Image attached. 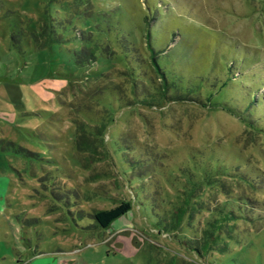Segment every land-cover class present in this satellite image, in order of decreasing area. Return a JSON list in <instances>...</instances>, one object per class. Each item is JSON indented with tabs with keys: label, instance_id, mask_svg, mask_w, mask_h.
<instances>
[{
	"label": "rangeland",
	"instance_id": "374dc122",
	"mask_svg": "<svg viewBox=\"0 0 264 264\" xmlns=\"http://www.w3.org/2000/svg\"><path fill=\"white\" fill-rule=\"evenodd\" d=\"M147 5L148 14L171 12L161 18L166 31L153 47L166 51L159 62L183 89L158 106L125 109L112 119L100 101L107 86L125 85L124 69L106 59L79 63L74 50L89 35L78 29L73 37L67 21L111 16L123 7L141 57L148 58ZM58 37L73 40L51 44ZM229 66L242 74L218 92L234 76L227 69L216 81ZM206 77L212 90L208 85L186 98L188 85ZM261 82L264 0H0V264H264V223L239 222L240 243L231 242L227 253L195 254L190 241L198 244L202 227L198 218L189 227L180 192L187 181L177 171L191 165L190 156L213 155L264 179L261 110L247 115L253 129L222 107L244 109L247 90ZM114 142L128 151L114 153ZM117 157L143 167H128L125 175ZM143 184L170 219L166 226L135 203ZM220 185L203 193L204 208L237 197L264 203V187L226 178ZM125 200L133 201L132 211L108 228L96 223L95 212ZM180 209L185 217L175 225Z\"/></svg>",
	"mask_w": 264,
	"mask_h": 264
},
{
	"label": "trees",
	"instance_id": "16d2710c",
	"mask_svg": "<svg viewBox=\"0 0 264 264\" xmlns=\"http://www.w3.org/2000/svg\"><path fill=\"white\" fill-rule=\"evenodd\" d=\"M167 6L171 8L169 4ZM122 10L123 7L117 9L111 16L92 14L74 21L76 23L67 21V25L71 26L69 33L74 35L73 37H75V30L78 29L89 35L88 39H81V48L74 50V53L80 55V58L77 60L79 63L90 65L92 62H98L99 59H106L111 62L110 65L118 63L124 69L122 76L123 79H125V85L113 83L107 86L102 93L100 101L108 113V116H111L112 119L117 112L125 109H132L137 106H158L162 102L167 101L169 97L176 98L181 95L178 91L182 88L179 85H175L176 83L174 80L173 82L169 80L165 70H163L162 63L159 62V55L166 51L162 50L158 52L153 47L154 37H157L159 32L166 31V28L163 27L164 25L162 26L163 23L161 18L167 15L171 17V12L163 16H161L162 11L160 10L154 15L148 14L150 7L147 5L146 15L143 21L145 26L143 37L149 52V57L146 58L141 57L142 53H140V47L136 41L134 32H132L133 30H129L130 27L127 28L129 20L126 17H122ZM156 24L161 27L157 28ZM73 37L71 39L58 37L59 39H53L54 41H52L51 44H68L65 43L66 40H71L72 43ZM231 68L230 66L228 68L222 67L223 77L221 79L217 78V82L223 81L226 78L227 69L230 75L234 76L229 78L228 81L226 80L218 92L234 82L237 78H240L242 73L236 76L233 74ZM153 74L158 76V80H160L159 85L153 81ZM117 78L118 77L113 76L111 81L113 82ZM210 78L211 77H206V79H204L206 81L199 79L198 84L194 87H189L190 85H188L187 89H189V92L186 98H192L195 92L200 89H208L211 85L209 83L211 80ZM142 87H145V89L143 90ZM263 89L264 82H261L257 87L247 90V93L245 92L247 105L244 109L229 105H222V107L229 114L240 119L251 128L256 129V123L248 118L247 115L253 116V110L260 109L261 115L264 116V92H260V90ZM173 90L177 92L172 93ZM218 92L215 94L211 93L208 101ZM183 98L185 97L183 96ZM211 104L215 105L214 103ZM105 129L106 124H103L102 130L105 131ZM102 135L103 134H100V136ZM105 142L106 141H104V143ZM110 145L114 153L128 151V148L120 142H114ZM117 160L124 161L123 163L125 164H122V171L125 175H129L128 167H130L132 171H140L143 167L141 163H136L133 166L123 158L117 157ZM190 161L191 165L185 167L181 166L177 171L187 181V183L181 186L183 190L180 191L179 189V191L182 192L184 205L189 209H187L188 212H191V216H189L191 220L189 222V227L191 226L190 228H192L195 226L196 218H198L197 226L202 227V236L199 238L197 237L198 244L190 241L193 243L192 250L199 258H203L207 253H227L230 250L231 242L240 243L242 232L238 229L239 222H248L252 225L264 223V203L254 202L246 197H237L226 200L224 203L219 204L217 208L206 209L203 207L202 203H200L204 196L203 193L206 190H218L221 186V182L225 178L234 180L239 184H247L249 187H253L254 189L258 188V190H260V188L264 187V179L258 177L255 172L251 174L248 170L241 168L237 169V165H235V168L228 166L213 155L207 156L203 161L198 155L190 156ZM141 173L142 172L137 173V176L139 181L143 182L145 178L140 175ZM139 187L143 193V197L136 198L135 203L150 210L149 212L153 214L159 224L166 226L167 222L170 223V219L167 220L160 204L153 198L154 196H145L143 191L145 190L144 184ZM133 205L132 200H125L111 210L95 212L93 217L96 223L101 228L105 229L115 220L132 211ZM185 213V211L180 209L179 214L175 215L176 219L172 218L175 225H179L180 222H182ZM172 230L174 229L172 228Z\"/></svg>",
	"mask_w": 264,
	"mask_h": 264
}]
</instances>
